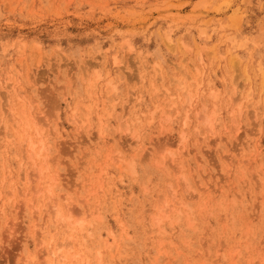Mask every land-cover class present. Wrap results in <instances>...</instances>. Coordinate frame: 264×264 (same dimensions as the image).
Listing matches in <instances>:
<instances>
[{
	"label": "rangeland",
	"instance_id": "rangeland-1",
	"mask_svg": "<svg viewBox=\"0 0 264 264\" xmlns=\"http://www.w3.org/2000/svg\"><path fill=\"white\" fill-rule=\"evenodd\" d=\"M51 263L264 264V0H0V264Z\"/></svg>",
	"mask_w": 264,
	"mask_h": 264
},
{
	"label": "bare ground",
	"instance_id": "bare-ground-1",
	"mask_svg": "<svg viewBox=\"0 0 264 264\" xmlns=\"http://www.w3.org/2000/svg\"><path fill=\"white\" fill-rule=\"evenodd\" d=\"M40 153V152H39ZM30 154H31V152H30ZM32 157V156H31ZM113 157V156H112ZM33 158V157H32ZM111 158V157H110ZM6 177V176H5ZM57 178V177H56ZM167 204V203H166ZM54 205V204H53ZM50 208V207H49ZM55 208V207H54ZM163 208V207H162ZM48 209V208H47ZM51 209H53V208H51ZM50 209V210H51ZM73 210V209H72ZM44 211V210H43ZM47 211V210H46ZM55 211V210H54ZM57 211V214L59 215V213H60V210L59 209H57L56 210ZM70 212V211H69ZM56 213V212H55ZM65 222V221H64ZM61 246V245H60ZM62 247H64L63 246V244H62ZM68 247H66L65 249H67ZM63 250V249H62ZM66 251H68V250H66ZM51 253V252H50ZM52 256H53V258H54V256L56 257V255H55V253H52ZM57 257L61 260V261H65V256H64V254H63V252L61 253V252H59V255L57 254ZM57 259V258H56ZM52 264V263H51Z\"/></svg>",
	"mask_w": 264,
	"mask_h": 264
}]
</instances>
